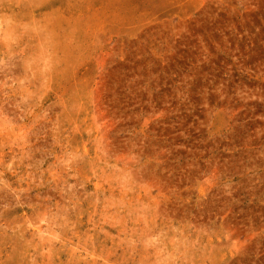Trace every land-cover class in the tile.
Instances as JSON below:
<instances>
[{
	"label": "rangeland",
	"instance_id": "rangeland-1",
	"mask_svg": "<svg viewBox=\"0 0 264 264\" xmlns=\"http://www.w3.org/2000/svg\"><path fill=\"white\" fill-rule=\"evenodd\" d=\"M255 102L264 0H0V264H264Z\"/></svg>",
	"mask_w": 264,
	"mask_h": 264
},
{
	"label": "crops",
	"instance_id": "crops-1",
	"mask_svg": "<svg viewBox=\"0 0 264 264\" xmlns=\"http://www.w3.org/2000/svg\"><path fill=\"white\" fill-rule=\"evenodd\" d=\"M260 87L261 86L259 84V88ZM262 106H264V102H263V104L255 102L254 106H253V109H254L253 115L263 117L264 116V108Z\"/></svg>",
	"mask_w": 264,
	"mask_h": 264
}]
</instances>
